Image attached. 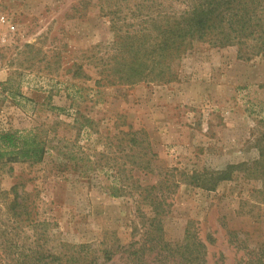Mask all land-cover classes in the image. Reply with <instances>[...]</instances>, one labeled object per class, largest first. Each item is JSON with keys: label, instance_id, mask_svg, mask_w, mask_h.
<instances>
[{"label": "rangeland", "instance_id": "374dc122", "mask_svg": "<svg viewBox=\"0 0 264 264\" xmlns=\"http://www.w3.org/2000/svg\"><path fill=\"white\" fill-rule=\"evenodd\" d=\"M87 1L0 0V133L68 131L80 115L98 130L79 141L83 168L64 170L56 156L41 163L0 158V264H12L4 248L13 234L20 245L36 235L29 227L11 230L7 205L19 181L35 189L36 219L54 222L64 242L143 244L133 198L107 189L116 177L110 167L128 162L117 145L129 130L145 132L152 172L117 178L153 185L172 169L179 183L163 218L165 242L182 243L189 230L206 244V264H264V53L195 43L170 83L98 87L97 57L112 38L109 2ZM230 166V178L215 182ZM156 254L144 262L158 264ZM126 257L106 264H135Z\"/></svg>", "mask_w": 264, "mask_h": 264}, {"label": "trees", "instance_id": "16d2710c", "mask_svg": "<svg viewBox=\"0 0 264 264\" xmlns=\"http://www.w3.org/2000/svg\"><path fill=\"white\" fill-rule=\"evenodd\" d=\"M90 1V0H88ZM87 1V2H88ZM112 38L102 45L108 49L98 58L96 86H135L140 83H170L176 78L174 65L195 43L212 47L246 45L253 55L264 53V0H108ZM82 71L83 69L80 68ZM80 76L90 78L87 73ZM117 89L116 92H120ZM64 112L65 109L57 108ZM97 123L83 115L76 116L68 131L35 128L31 130L2 132L0 158L29 160L41 163L47 156L60 159V167L83 168L85 157L79 141L89 137ZM70 130L72 133H69ZM118 140L119 152H125L128 162L113 165L110 172L115 180L109 183L112 196L133 198L143 214L144 232L139 248L104 241L91 245H72L60 239L58 226L51 221L36 219L37 204L33 192L27 190V181H19L10 190L12 199L7 210L13 220L12 231L29 227L36 235L32 243L20 245L12 239L6 244L12 264H106L117 254L127 255L130 263L146 264L144 258L157 252L158 264H206L208 248L204 242L186 231L182 243L164 241L163 218L170 212V195L179 186L174 170L169 178L153 185H142L139 180L117 178L123 172L134 170L152 172L149 143L145 132L129 130ZM127 136V138H126ZM100 140V138L98 139ZM110 146L111 143H106ZM152 154V153H151ZM264 156V154H261ZM154 156V154H152ZM119 158V157H118ZM117 158V159H118ZM115 160V159H114ZM128 165V166H127ZM234 166L216 175V181L229 179ZM117 169V170H116ZM176 170V169H175ZM149 209V213L143 209ZM0 227V234H2ZM7 233V232H6ZM141 241H137L139 243ZM136 243V244H137ZM138 244V245H140ZM149 252V253H148ZM11 264V263H10ZM250 264H263L261 260Z\"/></svg>", "mask_w": 264, "mask_h": 264}]
</instances>
